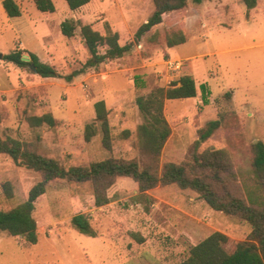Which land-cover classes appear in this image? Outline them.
Returning <instances> with one entry per match:
<instances>
[{
	"label": "rangeland",
	"instance_id": "obj_1",
	"mask_svg": "<svg viewBox=\"0 0 264 264\" xmlns=\"http://www.w3.org/2000/svg\"><path fill=\"white\" fill-rule=\"evenodd\" d=\"M20 17H9L0 0V135L22 140L65 167L87 165L108 152L99 134L86 142L84 125L94 117L93 103L103 99L108 110L111 152L115 157L138 158L137 126L142 118L137 96L155 87H168L183 74L193 77L195 97L165 99L163 113L170 128L160 162L187 161L198 129L220 118L221 126L198 152L226 149L238 184L246 176L252 144L264 143V0L247 10L242 0L188 2L176 13L146 32L121 58L88 70L69 83L62 78L41 77L30 68L5 60L4 54L21 49L35 53L59 73L80 67L89 54L78 29L63 35L64 19L79 20L105 33H118L121 44L132 40L137 27L153 10L150 0H90L79 10H69L65 0H52L55 10L44 18L32 0H14ZM183 29L185 41L167 47L165 36ZM102 50V49H100ZM180 63L174 69L172 62ZM51 113L54 126H33L28 118ZM126 132V133H125ZM40 180L37 172L16 165L0 154V210L26 199ZM11 184L6 197L2 183ZM136 183L119 177L110 190L109 203L95 207L89 182L51 181L35 202L33 217L38 239L28 243L21 236L0 231V264H178L189 245L214 231L227 235L232 251L250 231L246 222L210 208L199 195L175 184L148 191L149 209L134 203ZM89 216L96 235L75 230L76 213ZM142 238V241H138Z\"/></svg>",
	"mask_w": 264,
	"mask_h": 264
},
{
	"label": "trees",
	"instance_id": "obj_2",
	"mask_svg": "<svg viewBox=\"0 0 264 264\" xmlns=\"http://www.w3.org/2000/svg\"><path fill=\"white\" fill-rule=\"evenodd\" d=\"M90 0H65L69 10H79ZM153 4L151 14L135 30L132 40L121 44L118 33L107 29L101 33L90 24L79 20L64 19L60 23L63 35L71 37L78 34L88 51V58L78 68L67 74L59 73L49 63L41 61L35 53L26 51L29 61L22 59L23 51L15 49L3 55L5 60L20 68H30L33 64L41 77L62 78L69 83L77 75L88 70L98 71L101 64L121 58L142 36L161 23L164 17L183 10L188 2L199 4L202 0H150ZM247 10L256 5L257 0H242ZM35 8L44 18L54 12L52 0H32ZM2 7L9 17L19 16L20 8L14 0H2ZM167 47L185 41L183 29L171 30L165 36ZM102 49V50H100ZM197 88L193 77L183 74L168 87H155L147 94L137 96L136 106L142 121L137 126L138 158L115 157L111 152V134L108 110L103 99L93 103L94 118L83 128L84 141L99 134L100 144L108 154L100 160L87 165L65 167L59 160L40 153L28 143L11 136L0 135V154H5L19 166L37 172L40 180L34 183L27 197L15 206L0 210V231L11 236H21L28 243L38 239L37 224L33 217L36 200L44 194L46 184L51 181L89 182L92 186L93 206L99 207L110 202V190L117 178L128 177L136 183V194L132 201L144 206L146 210L152 203L148 191L157 186L175 184L179 189L196 192L213 210L246 222L250 231L245 240L235 244L227 251L226 234L214 231L196 244L189 245L186 256L178 264H264V143L252 144V157L246 179L241 187L238 184L239 170H235L226 149L208 148L198 152L201 142L209 138L220 126L221 119L209 120L198 129L196 139L187 161L160 162L162 148L170 135V128L163 113L165 99H185L195 97ZM33 126L46 124L54 126L56 121L51 113L33 115L28 118ZM126 133V132H125ZM6 197H11L12 189L8 181L2 183ZM71 226L80 233L95 236L90 218L84 213H76L70 219ZM142 241V238H138Z\"/></svg>",
	"mask_w": 264,
	"mask_h": 264
},
{
	"label": "water",
	"instance_id": "obj_3",
	"mask_svg": "<svg viewBox=\"0 0 264 264\" xmlns=\"http://www.w3.org/2000/svg\"><path fill=\"white\" fill-rule=\"evenodd\" d=\"M2 56V54H0V57ZM22 59L24 60V61H29V57L28 56H26V55H22ZM30 69L34 72V73H36V68H35V66L33 65V64H31L30 66Z\"/></svg>",
	"mask_w": 264,
	"mask_h": 264
},
{
	"label": "built area",
	"instance_id": "obj_4",
	"mask_svg": "<svg viewBox=\"0 0 264 264\" xmlns=\"http://www.w3.org/2000/svg\"><path fill=\"white\" fill-rule=\"evenodd\" d=\"M171 65H174L173 68H174V69H177V68L180 66V63H178V62H174V61H173V62L171 63Z\"/></svg>",
	"mask_w": 264,
	"mask_h": 264
},
{
	"label": "crops",
	"instance_id": "obj_5",
	"mask_svg": "<svg viewBox=\"0 0 264 264\" xmlns=\"http://www.w3.org/2000/svg\"><path fill=\"white\" fill-rule=\"evenodd\" d=\"M20 15H21V13H20ZM20 15H19V16H13V17L18 18V17H20ZM93 110H94V109H93ZM93 118H94V117H93ZM92 120H93V119H92ZM92 120H91V121H92ZM91 121H90V122H91ZM88 123H89V122H88Z\"/></svg>",
	"mask_w": 264,
	"mask_h": 264
}]
</instances>
